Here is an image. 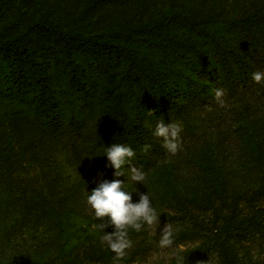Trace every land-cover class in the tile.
<instances>
[{"label": "trees", "instance_id": "trees-1", "mask_svg": "<svg viewBox=\"0 0 264 264\" xmlns=\"http://www.w3.org/2000/svg\"><path fill=\"white\" fill-rule=\"evenodd\" d=\"M263 62L264 0L230 17L207 0H0V121L9 126L0 134V153L7 148L8 168L14 150L36 157L43 138L75 136V150L83 147L104 176L123 178L108 166V147L130 146L134 165L148 167L162 147L154 135L160 120L183 117L190 101L210 94V80L229 90L245 85ZM247 138L262 163L261 141L249 131ZM144 145L151 146L148 152ZM5 179L11 186L12 179ZM214 186L224 187V180ZM21 214L60 233L68 208L46 195H30ZM106 228L113 232V226ZM263 229L264 202L247 212L234 203L225 235L213 237L223 263L242 264L230 248L233 239ZM174 234L175 242L187 236ZM200 251L189 248L176 263ZM99 254L74 256L84 264ZM72 260L68 254L62 258L64 264Z\"/></svg>", "mask_w": 264, "mask_h": 264}, {"label": "rangeland", "instance_id": "rangeland-1", "mask_svg": "<svg viewBox=\"0 0 264 264\" xmlns=\"http://www.w3.org/2000/svg\"><path fill=\"white\" fill-rule=\"evenodd\" d=\"M253 1L207 3L221 5L223 14L230 17L240 14ZM261 66L259 71L264 72V62ZM209 82L208 96L190 101L183 117L171 115L167 119L166 123H178L182 128L181 148L175 155L163 146L154 151L153 164L141 168L146 173L144 184L130 179V169L123 178L104 176L83 147L75 150L74 146L80 144L75 136L43 138L36 157L28 152L20 157L14 150L8 168L3 156L7 148H2L0 264H23L21 260L28 258V264H64L62 258L67 254L74 259L70 264H78L75 252L81 255L88 250H102L103 255L84 258V264H177L185 250L196 247L201 248L199 256L181 264H224L213 237L225 235L222 228L232 206L236 203L247 212L264 202V158L262 163L257 162L247 138L249 131L264 147V85L249 80L229 90L216 80ZM219 88L225 91V107L214 99V89ZM8 128L7 121H0V134ZM157 139L163 144L162 138ZM15 143L19 145L21 140ZM5 177L12 179L11 186ZM166 177L168 181L164 180ZM220 178L224 187L215 190L214 184ZM114 179L125 182L133 203L139 202L140 194H148L160 216L158 225H144L140 232L129 230L133 247L118 262L114 260L115 253L101 242L108 232L100 227L104 222L95 218L94 210L87 204V196L99 182ZM30 195H46L51 202L68 208L63 231L57 233L56 228L22 216L23 201ZM235 196L240 197L234 200ZM6 197L8 200L4 201ZM166 224L187 236L172 248L161 249L158 242ZM230 248L242 264H264V229L240 240L233 239Z\"/></svg>", "mask_w": 264, "mask_h": 264}, {"label": "clouds", "instance_id": "clouds-1", "mask_svg": "<svg viewBox=\"0 0 264 264\" xmlns=\"http://www.w3.org/2000/svg\"><path fill=\"white\" fill-rule=\"evenodd\" d=\"M252 80L264 85V72L257 71L252 74ZM225 91L222 88L214 89V99L220 107H225L223 97ZM150 113L152 111H149ZM181 126L178 123H165L160 120L155 128L154 135L162 138V146L172 155H175L181 148L180 133ZM150 145H144L143 151L148 152ZM109 167L115 169L114 176H125L122 170L126 165H132L130 179L136 183L144 184L146 173L134 165L136 153L130 146L114 143L107 148L106 154ZM125 182L114 179L112 181L102 180L87 196V204L97 220L103 221L102 229L113 226L114 231L106 232L101 237V242L106 243L110 250L115 253L114 260L119 261L126 257L129 249L133 247L129 238V230L140 232L144 225L153 227L160 224V216L152 206L148 194H140L139 202L133 203L132 192L125 190ZM174 230L171 224H166L160 233L158 246L161 249H170L175 244Z\"/></svg>", "mask_w": 264, "mask_h": 264}]
</instances>
